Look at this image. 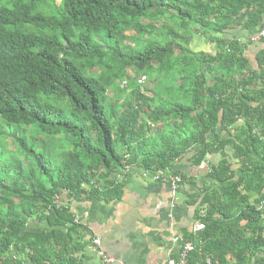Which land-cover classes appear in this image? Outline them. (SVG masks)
Instances as JSON below:
<instances>
[{"label": "trees", "instance_id": "trees-1", "mask_svg": "<svg viewBox=\"0 0 264 264\" xmlns=\"http://www.w3.org/2000/svg\"><path fill=\"white\" fill-rule=\"evenodd\" d=\"M243 14L248 35L260 30L264 0H0V121L13 133L0 134V264H76L58 197L114 199L118 185L94 181L173 171L192 153L198 167L221 159L189 264H264V49L254 69L229 39ZM199 36L215 52H197ZM143 74L162 80L153 95ZM40 136L68 150L52 158Z\"/></svg>", "mask_w": 264, "mask_h": 264}, {"label": "crops", "instance_id": "crops-1", "mask_svg": "<svg viewBox=\"0 0 264 264\" xmlns=\"http://www.w3.org/2000/svg\"><path fill=\"white\" fill-rule=\"evenodd\" d=\"M244 20L243 14L236 20L237 28L228 36L248 45L246 57L257 69V56L264 49V40L259 45L247 42L259 30L248 35L244 27L239 26ZM193 48L199 50L197 52L213 53L216 45L199 36ZM259 132L256 130L255 133L258 135ZM218 135L230 138L226 131H220ZM227 151L235 154L232 147ZM192 157L193 153L184 157L173 169L183 176V183L174 196L169 184L154 180L151 177L153 173L137 167H130V171L126 168L119 170L108 181L99 184L94 181L95 189L101 193L118 185L119 189L112 195L117 194L114 199L101 196L77 199L64 194L61 202L70 208L74 218L78 216L81 219V224L74 223L76 231L73 236L77 248L73 255L76 264H104L91 248L94 238L101 240V248L107 254L127 264H167L177 258L182 244L201 226L196 218L198 202L205 196L206 189L214 186L209 174L212 165L221 159L218 155L210 156L207 163L198 167L191 161ZM249 157L247 162L257 161L260 156L255 152ZM233 162L237 163L235 170L241 167L239 161ZM262 201L259 204L261 208L264 196Z\"/></svg>", "mask_w": 264, "mask_h": 264}, {"label": "built area", "instance_id": "built-area-1", "mask_svg": "<svg viewBox=\"0 0 264 264\" xmlns=\"http://www.w3.org/2000/svg\"><path fill=\"white\" fill-rule=\"evenodd\" d=\"M264 40V24L260 28L259 32L255 33L254 35L250 36L248 38L249 43L253 45H259ZM126 84L123 85V88H125ZM130 167H126L127 171ZM151 177L156 181H161L166 184H169L172 190L173 196L177 193L179 187L183 183V176L179 173L171 172L170 170H158L153 171V174ZM93 185V184H92ZM58 205L59 207L66 206L64 203L61 202L60 198L58 197ZM74 223L81 224L80 217H75ZM204 228L203 225L199 226L197 228L198 231L202 230ZM68 232V230L66 229ZM91 248L94 250V252L100 257V259L103 261L104 264H127L125 261H119L118 259L114 258L113 256L107 254L102 248H101V240L99 238H94L91 242ZM196 244L194 241L186 240L182 246L181 250L178 254V257L175 259L170 260L167 264H189V259L191 254L195 251ZM210 263V260H209Z\"/></svg>", "mask_w": 264, "mask_h": 264}, {"label": "rangeland", "instance_id": "rangeland-1", "mask_svg": "<svg viewBox=\"0 0 264 264\" xmlns=\"http://www.w3.org/2000/svg\"><path fill=\"white\" fill-rule=\"evenodd\" d=\"M132 42H130L129 44H131ZM197 51H199V50H197ZM157 69H158V67H157ZM146 80H145V79ZM149 77H147V75H142L141 77H139V82H140V84H141V86H142V88L143 89H145L146 90V92H147V95H153V93H152V90H157L158 89V85L160 84L161 85V82H162V80H160L159 81V84L158 83H155V81H153V80H150V79H148ZM156 79H158V77H156ZM152 81V82H151ZM165 85H169V83H165V82H163L162 83V86L164 87ZM161 86V87H162ZM160 87V88H161ZM160 88H159V90H160ZM124 91H126V90H124ZM129 91H128V89H127V94H125L124 95V97L126 98L127 96H129ZM0 134L2 135V136H5V135H13V133H12V128H9V127H5L2 123H0ZM18 136L20 135V134H17ZM2 139L4 138V137H1ZM10 139H12V140H14L15 138L14 137H11ZM42 139H43V137L42 136H40V144L41 145H39L40 146V148L42 147V145H43V148H45L46 150V152H47V154L49 155V154H51L50 152L51 151H53V155L51 156L52 158H54V156L56 157L57 155L60 157V155L63 153V152H65V151H67L68 150V147H67V142H65L64 143V141L63 142H59L57 145H54V147H51V146H48V144L47 145H45L43 142H42ZM13 142V141H12ZM12 142H10V143H12ZM13 143H12V145L10 146V148H9V150H12L13 149ZM64 146V147H63ZM50 151V152H49ZM54 154H57V155H54ZM58 156L56 157V158H58Z\"/></svg>", "mask_w": 264, "mask_h": 264}, {"label": "clouds", "instance_id": "clouds-1", "mask_svg": "<svg viewBox=\"0 0 264 264\" xmlns=\"http://www.w3.org/2000/svg\"><path fill=\"white\" fill-rule=\"evenodd\" d=\"M126 84V86H125V88H123V85H125ZM121 87H122V89L123 90H127L128 89V87H129V84H128V82H123L122 84H121ZM0 123H2L3 124V122H1L0 121ZM5 127H6V125L5 124H3ZM8 127V126H7ZM10 128V127H9ZM91 185H92V183H91ZM88 191H89V189H87ZM66 207H68V206H66ZM74 220H75V218H74ZM70 227H71V225H70Z\"/></svg>", "mask_w": 264, "mask_h": 264}]
</instances>
